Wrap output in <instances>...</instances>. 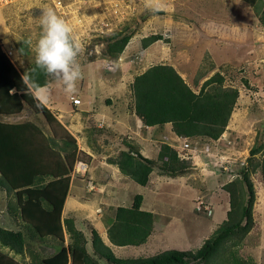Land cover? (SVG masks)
Listing matches in <instances>:
<instances>
[{
	"label": "crops",
	"instance_id": "obj_1",
	"mask_svg": "<svg viewBox=\"0 0 264 264\" xmlns=\"http://www.w3.org/2000/svg\"><path fill=\"white\" fill-rule=\"evenodd\" d=\"M238 1L240 0L217 1L218 4H215L214 8L211 7L214 14L210 17H208V14H204L203 16L200 15L197 17L200 18L198 20L196 18L195 21L183 19L186 18L185 16L180 17V19L187 21L183 30L187 28L189 30L193 29L190 32L192 34H190L189 37L187 36V40L191 43L197 42L200 45L201 52L200 57L198 58V63L204 52L205 55H210V58L214 63L223 60H232L237 61V63L246 61V63L251 64L261 57L260 51L264 50V27L260 24L251 4L242 1L241 3H238ZM191 22H193L194 25H192ZM173 29L172 24V28L171 30L169 28V30L172 32ZM197 31L203 34V36L201 35L203 39H198ZM141 37L142 36L138 38L130 37L124 49L118 56L119 59H124L123 67L121 63L120 68L122 74L128 76L126 77L129 85L132 82L133 77L145 70L148 66L154 64L151 61L157 57V53H155V51L153 52V47L156 44L157 46L159 45V42H156L158 40L154 41L147 47L142 48L140 45L138 46ZM4 41H8V38L2 36V30L0 29V113L12 114L14 112H22L27 104H32L33 99L36 100L40 106L48 109V103H45L41 99L38 91L48 86L52 81L45 86L34 90L23 76L22 71L25 70L27 66L22 65L20 61L17 62V58H13V56L11 58V55L6 53L7 43H4ZM178 47L179 46H175L170 49L171 51H169V54L172 55V57L170 56V59L185 62L189 61L188 58L190 55H188V50H186L185 47ZM140 52L142 53V57L145 58L143 60L146 67H137L136 69L132 58L135 54L138 55ZM163 52L164 51L161 52L162 55H164ZM158 56L161 57L160 53ZM170 59L168 62L156 63L170 64L177 71L180 70L184 74L183 67L185 65L186 68V64H184L183 67L182 65L177 67L175 63H171ZM255 67L256 66L253 68L252 66L251 69H258V66L257 68ZM83 93L84 94L82 95H79L77 92L71 93L69 96L70 108L62 109V107H58L55 112H51L54 117L58 118V127H63L69 130L65 122L68 121L72 124L71 122L75 123L78 121L77 129L79 130L78 135H80L81 139L80 144L78 143V148L89 157L88 163L83 162L85 166L84 172L87 176L89 174L92 178L88 182L92 180L91 182H94L95 188H93L92 191L87 187V184L81 183L80 178L75 180L73 176H71L74 175L72 172L74 167H72V169H67V178H62L57 181L62 189L65 187L62 199L61 197L59 198L62 203L59 201L60 209L58 210L57 215L55 216L57 208L55 204V207H53V211L51 212L45 210L41 204L39 205V203H37L38 205L36 204L34 208L37 214H33L29 221L37 229L40 228V233L45 236V241L43 240V243H37V241H35L29 251L24 249L22 253H16L8 247L0 245V249L3 250V253L12 257V263L0 258L5 264H33L36 261L35 258L40 257L36 256L37 253L42 254V252L53 250L55 242L53 237L50 236L53 234L50 229L56 230L58 227L60 230L59 234L60 236L62 235L60 239L63 241L66 249L69 237L65 230L63 220L67 217L73 219L75 227L81 230L87 238L90 236V230L92 228L95 229L102 242L109 246L117 255H120L118 249L124 247H142L146 246V244H154L156 241H154L155 238H153L152 233L156 231V227L158 226V216L160 215L157 208L153 206L154 204L160 203L172 205L173 201L171 198L174 197V199H176L179 197V194H182L183 192H187L189 199H193V202H195V197L199 191L207 185L205 179L208 175L215 174L218 179L217 184L220 182L221 171L219 170V167L216 168L212 166L213 161L210 160V157L206 153H204L203 148L205 145H208L212 151L217 153V155L220 153L227 155L228 150H226L225 141H223V134L227 133L228 126H226L225 130L216 139L186 137L189 139L192 148L186 159L191 162L190 171L187 173L178 176H169L159 172L156 167L151 171L148 183L143 185V187L146 188V192L143 194L139 193L142 195L140 208L154 214L153 227L150 235L145 242L139 245L117 246L112 244L109 240L107 229L114 217L115 208L118 206L127 207L132 204L134 196L132 187L135 185L133 183L137 182L122 174L115 164L107 162L106 160H98L100 155L103 156V152L101 154L100 149L98 150L96 145V142H98L97 134H100L98 133L100 131L99 128L104 126V128H106L111 134L112 139L110 138L108 141H114V144L117 147V151L115 150V152L118 153V151L125 148V143H129L134 146L142 156L152 159L156 158L159 148L163 143H167L177 150L181 139L184 136L176 135L172 131L170 123H165L161 126L144 125L142 120L134 113L132 108H130L132 104L130 89L128 98H122L121 96L123 93L121 86H118L114 82L112 83L110 80L102 81V85H96L94 88L85 86L83 87ZM17 94H20V96ZM71 97L80 98L81 103L76 106L73 105ZM90 101L95 103L94 106H91ZM102 102H104L105 105H103ZM10 116L11 115H5L4 117L8 119ZM20 124L22 125L19 127H22L23 129L17 130L15 127L16 124L10 123L9 120H0V158H4L5 153L8 152L16 153V147L21 146L25 148V154L27 150H30V157L33 160V166L29 169L30 178L37 173L55 174L61 172L62 169H64L61 163V167L59 165L60 169L58 171L54 170L55 165L58 164L57 161L56 163L54 162L53 158L55 149L49 144L45 132L31 120H27V122ZM51 124L52 126L46 123V127L53 131L54 122L51 121ZM74 130L75 129H73V131ZM108 141H105V143L109 144ZM214 160L216 161L217 158L215 157ZM12 167L13 170L10 173L8 172L7 175V173L1 168L0 164V172L4 173L7 179L14 183L23 181L22 173L26 169H24V164H18V161H14ZM196 170L203 173L205 176L204 180L198 183L196 180ZM110 176H113V179ZM222 184L223 183H220L219 186ZM207 189V197H209L211 201L214 200L219 207V212L217 214L218 218L214 219L211 224L214 229L226 218V211L229 206L224 208V196L219 191H212L210 193V188L207 187ZM219 189L223 190V188ZM204 190L205 188L202 191ZM20 199L19 196L15 197L18 204L22 205L21 203L26 200L22 197V201L20 202ZM6 202V198L0 202V205H2L0 210L3 211L0 215V226L16 230L18 226L8 213ZM4 214L7 216L6 218ZM51 215L53 216L55 223H44V218L51 217ZM21 217L23 220L29 218L26 217V215H21ZM8 224L11 226L9 227ZM87 247L90 248L89 243H87ZM66 254L67 264H72L67 250ZM120 256L126 255L121 254ZM77 264L83 263L77 261Z\"/></svg>",
	"mask_w": 264,
	"mask_h": 264
},
{
	"label": "rangeland",
	"instance_id": "obj_2",
	"mask_svg": "<svg viewBox=\"0 0 264 264\" xmlns=\"http://www.w3.org/2000/svg\"><path fill=\"white\" fill-rule=\"evenodd\" d=\"M110 1L112 2V0H82L78 5L83 15L85 14V17L82 18L87 21H97L99 20V18L101 19L108 17V4L111 3ZM119 1L120 0H118L117 2ZM217 1L163 0V4L165 5L164 10L153 12L145 8L144 0H129V18L125 21H120L117 28L122 29L123 27L128 26L131 30H133V34L131 36L132 38H138L142 36L140 38V43H138V46H141V39L144 36H148L153 33H159L161 35L163 34L165 39L156 41L159 42V45L157 46V44L155 43L156 45H154L153 47V52L155 51V53H157V57H155V59L151 61L154 64L156 62H168L170 56L172 57V55L169 54V51H171L170 49H172L173 47H185V49L188 50V55H190V57L188 58L189 61H176L174 59H170V61L171 63H175L177 67L181 65L183 67V65L186 64V68L185 65L183 67L184 74L180 70L179 71L181 73L179 71L178 72L189 84V86L195 91H197L202 82L210 75H212L215 71H219L222 74L223 85L233 86L238 89V98L227 124V133L223 135V139L225 138V140L223 141H225V147L226 150H228V154L226 156L232 158L228 166L231 165L232 162H235L233 163V173H235L237 177L238 175H241L240 172L243 167H246V164L248 163L247 160L249 158V152L251 149L259 147V151L256 152L254 154V157L250 159L252 162H250L249 168H251V164H254L257 161V158L262 157V155L264 154V50L260 51L261 57L251 64L246 63V61L237 63V61L232 60H223L224 62L220 61L214 63L211 60L210 55H208L209 57H205V52L203 53V55H201V60L198 63V58L200 57L201 52V49L199 47L200 45L197 42L191 43L187 40V36L189 37V35L192 34L190 32L193 29L189 30L187 28L183 30L187 22L183 19L195 21V19L200 15L203 16L204 14H208V17L212 16L214 12L211 10V7L214 8V5L218 4ZM241 1L249 3L247 0H240L238 1V3H241ZM253 1H255V3L258 2V0ZM38 2V0H21L17 3L0 9V29L2 30V36L8 38V41H4V43H7V48L11 47L12 55L10 57L12 58L13 56V58H17V62L20 61L22 65L27 67L31 62L35 61V53L32 46H34L35 42L38 40L41 34L39 21L42 12L47 7L52 8L49 3H45L43 1H40V3ZM103 5H106L107 8L103 7ZM183 16H185L186 18L180 19V17ZM199 18H197V20ZM69 23L73 25L74 32L76 33L75 35L77 36L76 39L81 43L82 46L81 54L78 56V62L80 64L82 76L81 79L77 81L76 92L79 93V95H82L84 94L83 87L90 86L94 88L96 85H102V81L110 80L112 83L114 82L118 86H121L123 93L121 97L128 98L130 89L127 79L128 76L126 75V77L125 74H122L120 68L121 63L123 67L124 59L121 60L119 59V57L115 59L111 57H103L107 56V44L101 38L107 36L108 34L113 32V30L106 35L92 37L86 42H81L80 40L83 37H80V23L78 22L77 18H71ZM191 23L192 25H194L193 22ZM84 24L87 25L88 23ZM172 24L174 29L171 32L170 30L172 28ZM197 33L198 39H203L201 37V35L203 36V34L198 31ZM166 39L167 41H165ZM29 40L32 41V45L28 43ZM162 51H164V55H162ZM159 53L161 57L158 56ZM141 54V52L138 55L135 54L132 58L134 67L136 69L137 67H146L143 60L145 58H143ZM251 65L253 66V68L254 66H256L255 68H257L258 66V69H251ZM38 94L45 103H48L49 106L47 107L48 109L45 110L47 114V123L52 126L51 121L54 122L53 131H51L47 127L49 131H51L56 138H64L68 140L69 143H71L72 141L75 143V150H70L69 153L58 151L54 148V162L56 163L57 161L58 163L57 165H55L54 170L58 171L61 165L64 167L61 172L55 173L54 175L56 176L58 174H63L64 179H66L68 176L67 169H72V167H74L72 171L74 175L71 176H73L75 180H78L80 178L81 183L87 184L88 188H95L94 182H91L92 180L88 182L92 178L89 176V174V177L87 176V174L84 172V166L80 163V161L88 163L89 157L78 148V143L80 144L81 142L80 135H78L79 130L77 129L78 121H76L75 123L71 122L72 124L66 121L65 123L67 124L69 130L63 127L61 128L57 126L58 118L54 117L52 113L53 111L55 112L56 108L58 107H62V109L70 108L69 96L71 94L64 91L62 83L56 78H54V80L48 86L39 90ZM90 103L91 106H94L95 104L93 101H90ZM102 104L105 105L104 102H102ZM42 127L44 128V126ZM72 128L75 130L73 131ZM99 129L100 131L98 133L100 134H97L98 142H96V145L98 147V150L100 149L101 154L103 152V156L100 155L98 157V160H106L107 162H109V159L114 158L119 153V151L118 153L115 152V150L117 151V147L114 144L113 140H111V142L108 141L111 138V134L107 131V129L104 128V126L100 127ZM105 141H108L109 144H106ZM208 148V145L204 146V153H206L210 157V160L213 161L212 166L216 168L219 167L220 170V166L214 160L215 155L211 154V148L207 152L206 149ZM213 152L214 151H212V153ZM17 153V161L20 164H24V169L26 168L22 173V177L24 178L23 181L27 180L28 183H26L27 181L18 182V185H16L18 189L16 194V190L11 192L12 194L7 193L4 190H0V202L4 198L15 195L21 198V202L23 196L22 190L24 186H26L24 184L28 185L30 183L31 176L30 174L28 175V173H30L29 168H32L33 166V160L30 157V150H27L25 154V148L19 147ZM195 172L197 174V183L203 181L205 177L204 174L198 172V170H196ZM110 177L113 179V176ZM221 177L223 178V176ZM228 177L229 179L233 178V176L231 175H227L226 178ZM249 177L254 188V202L252 206L253 225L244 236L241 237L239 235H236L233 237L235 243L234 245L231 243L232 241H227L224 244V248L221 250V257L219 256V258H227L229 256V251H234L237 256L245 260H250L252 264H263L264 182L262 180L259 167H256L254 170L250 171ZM222 178L219 179L220 182L217 184L218 179L216 175H208L205 179L207 185H205L204 188L206 191H202L204 189L203 188L196 196L198 198V196L202 193L205 195L204 197H206L208 206L212 209V213L210 215H206V213L202 212L200 209H195L196 201L193 202V199L190 200L187 192L179 194V197L176 199H174V197L171 198V200L173 201L172 205L156 203L153 206L157 208V211L160 214L158 216V226L156 227V231L152 233L153 238H155L154 241L156 242L150 245L146 244V246L142 247H124L122 249H118V253L120 255L123 254L126 256H147L156 254L169 248L178 250H195L196 248H198L203 240L208 237L209 234L214 230L211 224L213 223L214 219L218 218L217 214L219 212V207L216 205V202L214 200L211 201L210 198L206 195V192H208L207 187L210 188V193L212 191H219L224 196V208L229 206L228 193L224 189H219L222 188V185L219 186V184L224 182V178L223 180ZM133 184H135L132 187V192L134 194H143L146 192V188L143 187V185H140L138 183ZM20 188L22 190H20ZM30 190V187H28L24 191H27V194L29 195ZM35 192L36 191L32 192V197L35 196ZM61 192L62 187L58 185V183L51 185V187L47 191V193L49 194H55L61 196L62 198ZM1 208L2 205H0V209ZM28 208L31 212V216L33 214H37L36 210H34L35 206L28 204ZM59 209L60 202H57L56 212H58ZM1 212L3 211L0 210V215ZM6 217L7 216H5V218ZM43 222L54 224L55 220ZM10 226L11 225H9V227ZM57 236L59 237L60 234H58ZM61 236L59 238H61ZM31 247L32 246L29 244L27 250L29 251ZM0 258L4 261L12 263V257L8 254L3 253V250L1 249ZM52 263L67 264V259L65 260L64 257L60 254L59 256L53 258ZM101 263L108 264L105 261H101ZM0 264L5 263L0 260Z\"/></svg>",
	"mask_w": 264,
	"mask_h": 264
},
{
	"label": "trees",
	"instance_id": "obj_3",
	"mask_svg": "<svg viewBox=\"0 0 264 264\" xmlns=\"http://www.w3.org/2000/svg\"><path fill=\"white\" fill-rule=\"evenodd\" d=\"M247 1L251 4L260 24L264 27V0H258L257 3L253 0ZM132 34L133 30L125 26L122 29L117 28L107 36L102 37L101 39L107 44V56L103 57L117 58ZM161 39L164 40L165 38L159 33L144 36L141 39V47L145 48L154 41ZM207 56L206 54L205 57ZM22 72L25 80L34 90L54 80L52 76L38 69L35 61L31 62ZM129 88L132 97L130 108L142 120L144 125L161 126L170 123L172 131L176 135L188 138H218L226 128L238 98V89L223 85V76L219 71H215L206 78L199 89L195 91L179 72L167 63H155L148 66L133 77ZM17 95L20 96V94ZM45 110L33 99L32 104H27L22 112L0 113V120H9L10 123L16 124L17 130L23 129L19 127L22 125L20 123L31 120L39 128L44 126L40 129L45 132L47 140L53 148L65 153L75 150L73 141L69 143L64 138H56L49 131L46 127L47 114ZM5 115L11 116L7 119L4 117ZM19 147H16V153L8 152L5 153L4 158H0L1 168L7 175L8 172L10 173L13 170V162L17 161ZM258 151L259 147L250 150L248 163L241 170L240 176L236 177V174L233 173V163L235 162H232L226 170L220 167V177L223 176L224 178L223 180L221 177L224 181L222 188L228 193L229 198L226 218L214 228L195 250L169 248L148 256H120L102 242L95 229L90 230V236L87 238L81 230L75 227L73 219L67 217L63 220L69 237L66 249L63 241L57 236L60 233L59 227L56 230L50 229L53 233L50 236L53 237L55 246L49 252L37 253L36 256L40 257H36L35 262L33 258V264H53V258L60 254L66 260V250L72 264H77V261H81L83 264H102L101 261L108 264H252L250 260L237 256L234 251H229L227 258L222 259L219 256L227 241H232L231 243L234 245L233 237L236 235L244 236L253 225L254 188L249 177L250 171L259 167L264 182V154L262 157L257 158V161L251 164V168H249L250 162H252L250 159ZM109 162L115 164L122 174L132 178L140 185L148 183L149 175L155 167L159 172L169 176L185 174L191 168L190 161L179 158L177 150L167 143L161 144L154 159L142 156L134 146L125 143V148L121 149L114 158L109 159ZM18 164L20 163L18 162ZM227 175H231L233 178H226ZM62 178H64L63 174L56 176L50 173L34 174L30 178V183L28 185L24 184L26 186L23 190L20 188L23 191L22 197L26 200L21 203L22 205H19L15 200L16 195L6 198L7 211L18 228L12 230L0 226L1 246L8 247L16 253H22L24 249L29 247V244L34 245L35 241L43 243L45 236L40 233V228L37 229L29 222L32 216L28 204L35 206L39 203L45 210L52 212L53 207H55L54 204L57 206V202L61 201L62 198L59 200L61 196L49 194L47 191L51 185ZM16 185L18 183L15 184L9 181L6 175L0 172V190L7 193L16 190V194L18 190ZM28 187L32 190H30L29 195L27 194L28 190L24 191ZM33 191H36L34 197H32ZM64 191L65 187L61 192L62 196ZM141 202L142 195L136 193L130 206L115 208L114 217L107 229L112 244L117 246L139 245L147 240L152 231L154 214L142 210L140 208ZM20 214L29 218L23 220ZM44 220H53V216L46 217ZM87 243L90 244V248L87 247Z\"/></svg>",
	"mask_w": 264,
	"mask_h": 264
},
{
	"label": "clouds",
	"instance_id": "obj_4",
	"mask_svg": "<svg viewBox=\"0 0 264 264\" xmlns=\"http://www.w3.org/2000/svg\"><path fill=\"white\" fill-rule=\"evenodd\" d=\"M144 6L153 12L165 8L163 0H144ZM39 23L41 34L32 46L36 67L60 81L66 93H75L82 76L78 62L82 46L73 35V25L51 7L43 10ZM28 43L32 45L31 40Z\"/></svg>",
	"mask_w": 264,
	"mask_h": 264
},
{
	"label": "built area",
	"instance_id": "obj_5",
	"mask_svg": "<svg viewBox=\"0 0 264 264\" xmlns=\"http://www.w3.org/2000/svg\"><path fill=\"white\" fill-rule=\"evenodd\" d=\"M19 1L21 0H0V9L12 5L14 3H17ZM38 1H39L38 3H40V1L49 3L50 6H52V8L56 11V13L61 17L65 18L68 22H70L71 18H77L78 22L80 23L79 24L80 37H83L80 40L81 42L84 41L86 42L92 37L106 35L112 30L114 31L115 28L118 27L120 21L122 20L125 21L129 18V0H120L119 2H117L118 0H112V2L110 1L111 3L108 4L109 5L108 17L101 19L99 18V20L97 21H92V20L87 21L84 18H82L85 17V14L83 15V13L81 12L78 6L79 2H81L82 0H38ZM103 7L107 8L106 5H103ZM84 23H88V24L85 25ZM73 34L77 38V36L75 35L76 33L74 32ZM6 53L8 55H12L11 47H8L6 49ZM71 101L72 104H74L75 106L81 103V100L78 97H71ZM223 140H225V138ZM191 149L192 148L188 142V138L183 137L177 149L178 157L181 159H187L189 155V151ZM206 150L208 152L210 150V147ZM211 154L215 155V157L217 158L216 162L220 167H222L225 170L228 169L229 167L228 164L229 162H231L232 158L221 153L217 155V153L214 152L212 153V150H211ZM80 163L84 166L83 162L80 161ZM89 189H93V187ZM204 196L205 195L202 193L198 196V198L197 197L195 198L196 201L195 208L197 210L200 209L202 212L206 213V215H210L212 213V209L208 206L206 197Z\"/></svg>",
	"mask_w": 264,
	"mask_h": 264
}]
</instances>
